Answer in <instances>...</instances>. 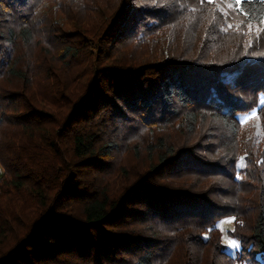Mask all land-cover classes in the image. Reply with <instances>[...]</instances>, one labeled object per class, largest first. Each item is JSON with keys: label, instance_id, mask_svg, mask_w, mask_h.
<instances>
[{"label": "trees", "instance_id": "obj_1", "mask_svg": "<svg viewBox=\"0 0 264 264\" xmlns=\"http://www.w3.org/2000/svg\"><path fill=\"white\" fill-rule=\"evenodd\" d=\"M214 6L0 0V264H264V3Z\"/></svg>", "mask_w": 264, "mask_h": 264}, {"label": "rangeland", "instance_id": "obj_2", "mask_svg": "<svg viewBox=\"0 0 264 264\" xmlns=\"http://www.w3.org/2000/svg\"><path fill=\"white\" fill-rule=\"evenodd\" d=\"M211 3H214V5H215L214 7H215L216 11L219 10V12L220 11L226 12V11L231 10V8L227 7V5L229 3V0H213V2H211ZM46 8H47V10L41 11L42 14L49 13L53 9V6H50V4H48L46 6ZM53 15L54 16H58V18H59L60 15H61V12L58 11V12L54 13ZM49 16H50V13H49ZM238 20H239V18L236 15H233L231 17V22L232 23L233 22L237 23ZM80 24L82 26L84 23L80 22ZM259 101H260L259 105L264 104V94L261 96ZM239 120H240V122L242 124V128H243L244 134L246 136V138L243 136L244 140L245 139L247 140L249 138L252 141V143H253V152L252 153H255L256 151L260 150L264 146V134L262 132V128L260 127L261 126L260 122L258 121V119L256 117V113L252 112V113H249L246 116H240ZM121 157H123V156H121ZM120 162H123V160H121ZM2 174H3V169H2V166L0 164V176H2ZM230 220L232 222L231 223H227V221H230ZM233 222H234V219L232 217L224 218L223 220H221L218 223L217 226H218L219 230L222 233V243L226 246V251L228 252V254L230 256L237 257V254L239 253V250H240V246L238 248L231 247L229 245V241L230 240H234V239H231L226 234V231L232 230ZM8 243H9V241L6 240L4 242V245H6ZM258 257L264 258V254H261ZM238 264H249V263L248 262H239Z\"/></svg>", "mask_w": 264, "mask_h": 264}, {"label": "snow or ice", "instance_id": "obj_3", "mask_svg": "<svg viewBox=\"0 0 264 264\" xmlns=\"http://www.w3.org/2000/svg\"><path fill=\"white\" fill-rule=\"evenodd\" d=\"M211 2H213V0H209V3H211ZM243 2H247V0H243ZM261 2L264 3V0H261ZM241 3H242V0H234V4L231 2V0H229V3H228V5H227V7L232 8V7H234V5L238 7V6L241 5ZM225 15H227V13H225ZM259 23L264 24V18H262V19L259 21ZM231 27H232V25L229 24V25H228V28H231ZM236 27L239 28V25H237ZM247 27H248V32H249V34H250L251 31H252V25H251V23H248V24H247ZM256 31H257V32H260L261 30H260L259 28H257ZM250 43H251V42H250ZM233 219H234V218H233ZM231 222H232L231 220H230V221H227V223H231ZM229 245H230L231 247H233V248H238V247H239L238 243H237L235 240H230V241H229Z\"/></svg>", "mask_w": 264, "mask_h": 264}]
</instances>
